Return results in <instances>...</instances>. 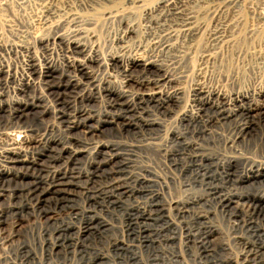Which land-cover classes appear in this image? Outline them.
<instances>
[{"label": "rangeland", "instance_id": "1", "mask_svg": "<svg viewBox=\"0 0 264 264\" xmlns=\"http://www.w3.org/2000/svg\"><path fill=\"white\" fill-rule=\"evenodd\" d=\"M158 1L98 5L113 15L99 14L87 32L104 60L86 63L89 79L60 45L9 46L57 30L37 17L5 29L13 16L0 1V264H264V113L218 114L238 108L235 92L264 84V64L241 76L231 49L206 57L213 24L200 43L153 31L146 21ZM254 45L264 50V38ZM113 54L124 60L107 70ZM31 55L38 69L53 68L47 78L31 75ZM129 55L159 68L133 78L172 81L154 96L126 87ZM122 86L125 96L107 91ZM198 87L206 98L194 100ZM9 133L25 139L11 165L1 162Z\"/></svg>", "mask_w": 264, "mask_h": 264}, {"label": "bare ground", "instance_id": "2", "mask_svg": "<svg viewBox=\"0 0 264 264\" xmlns=\"http://www.w3.org/2000/svg\"><path fill=\"white\" fill-rule=\"evenodd\" d=\"M4 1L3 5H1L13 16L11 19H4L3 27L5 29L8 28L12 31L14 28L13 23L25 26L30 22V19L33 18L34 20V18L37 17L42 19L49 28L57 30L52 36L35 38L31 44L24 42V44H8L9 46L15 48L20 47V49L21 47H26L32 49V52L36 53L38 47L46 48L47 50V48L50 47V44L60 45L69 65L75 67L78 74L82 76L81 78L86 79L90 78V70L87 71L86 63L99 65L104 61L101 59L102 56L100 57L98 55V49H94L95 47L91 46L86 38L87 32L90 29L89 27L95 23L94 20H96L99 14L107 15V17L113 15V12L111 11L101 13L102 11H98V5L106 1L113 2L114 0H14L18 4L17 9L12 6V2L10 3L9 0ZM247 1L248 0H159L154 7L148 11L149 17L146 22L153 31H158L160 34L162 33V35L171 36L172 38L182 37L183 39H188V42L199 41L207 30H209L210 25L213 24L214 27H212L210 31L211 44H208L209 46L207 47L209 56L206 55V57L209 58L211 56L219 55L223 48L231 49L230 57L233 58L235 53L238 57L237 59H239L236 62L237 64H235L236 68L234 69L232 65L231 67L238 75L242 76L239 72L243 73L249 69L255 70L260 65L264 64V50L260 47L261 45H254L255 42L257 43V40L264 38V0L258 1L259 3L257 4L253 2L248 3ZM32 4L35 6V11H33V13H28L26 9L28 8V5ZM15 10H18V12L22 11V13H20L21 15H18V12ZM249 16L255 19L251 25H248L246 21ZM68 24L73 27L72 32H70L71 34L66 35L65 32L62 34L61 31H63ZM128 33L130 37H133L136 36L137 30L135 27L130 26ZM0 46L5 47L2 43H0ZM184 48L185 47H182L181 52H184ZM37 55L30 56V73L31 75L40 78H47L53 68L50 66L43 69L40 66L38 69V64H36ZM105 60V67L107 70H112L113 68H117L124 58L121 55L113 54L107 57V59L105 58ZM126 62V65L122 63L124 71L126 72L124 76L128 78L127 84L125 83L124 85L130 87L135 84L141 88L144 87V89H147L145 95L154 96L161 93L162 85L172 81L170 76L164 74L145 81L138 80L135 77L133 78L131 73L134 70L152 73L159 69L156 62L149 58L129 55L127 56L125 63ZM227 63L229 66V60ZM31 75L28 74L30 77ZM28 80L24 81L25 85L31 84V80ZM77 83L80 84L79 81ZM151 84L153 86L152 88H149V85ZM119 88L109 87V89L106 90L111 94L124 96L129 92L128 88H123V86ZM203 88L198 87L194 90V100H197L198 96L206 95L207 91ZM209 94L210 96L217 97L216 94L218 93L216 91H211ZM177 95L178 93L174 95L171 93L170 97L177 98L179 96ZM205 95L204 98H206ZM232 97L233 99H231V101H234L238 108L236 110L231 109L228 114L223 110V112L220 111L218 114H222V118L227 119L234 117L238 115V113L252 114L255 111L256 113L257 111H259L258 113H264V84L255 87L254 89H250L249 92H235ZM244 103H248V105L250 103V105L255 103L258 108H246L243 106ZM19 134L9 133L7 135L9 142L4 144L1 148L3 156L2 160H5L1 161L2 163L4 162L7 165L16 164L18 158L23 157L24 148L22 146L24 145L23 141H25V139L23 140L22 136ZM1 172L6 175L8 174L7 170L4 168Z\"/></svg>", "mask_w": 264, "mask_h": 264}]
</instances>
